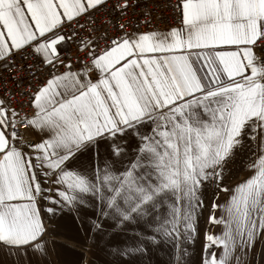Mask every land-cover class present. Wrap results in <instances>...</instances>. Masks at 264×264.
I'll use <instances>...</instances> for the list:
<instances>
[{
    "label": "snow or ice",
    "instance_id": "snow-or-ice-1",
    "mask_svg": "<svg viewBox=\"0 0 264 264\" xmlns=\"http://www.w3.org/2000/svg\"><path fill=\"white\" fill-rule=\"evenodd\" d=\"M69 220L92 264L264 260V0H0L4 264Z\"/></svg>",
    "mask_w": 264,
    "mask_h": 264
},
{
    "label": "rangeland",
    "instance_id": "rangeland-1",
    "mask_svg": "<svg viewBox=\"0 0 264 264\" xmlns=\"http://www.w3.org/2000/svg\"><path fill=\"white\" fill-rule=\"evenodd\" d=\"M79 228V225L76 223H73L72 221H65L62 222V235H53L52 241L57 247V252L60 258L61 264H72L73 261L80 258L81 254L86 252V249L81 248L77 245H75V242L71 237L75 236L77 234V229ZM210 231L217 232L219 231L218 228H214L212 226H208ZM202 229H203V222H202ZM201 247V242L198 241L195 245V250L197 254L199 253ZM167 250H161L157 251L154 256L153 260L155 261V264H165V262L168 259V256L166 254ZM87 258H88V264H92L93 259L95 258L92 252H86ZM102 258V256H101ZM257 261H260V264H264V260L261 259L260 250L257 251L256 256Z\"/></svg>",
    "mask_w": 264,
    "mask_h": 264
},
{
    "label": "crops",
    "instance_id": "crops-1",
    "mask_svg": "<svg viewBox=\"0 0 264 264\" xmlns=\"http://www.w3.org/2000/svg\"><path fill=\"white\" fill-rule=\"evenodd\" d=\"M50 249H52L51 255L49 256L48 259H50L51 261L54 262H58V264H61L60 262V258L57 252V247L55 246V244L53 243L52 239H51V244L49 245ZM10 258L5 257L2 253H0V264H4L5 260H8ZM35 257H32L31 260H35Z\"/></svg>",
    "mask_w": 264,
    "mask_h": 264
},
{
    "label": "built area",
    "instance_id": "built-area-1",
    "mask_svg": "<svg viewBox=\"0 0 264 264\" xmlns=\"http://www.w3.org/2000/svg\"><path fill=\"white\" fill-rule=\"evenodd\" d=\"M165 15H166V13H165Z\"/></svg>",
    "mask_w": 264,
    "mask_h": 264
}]
</instances>
